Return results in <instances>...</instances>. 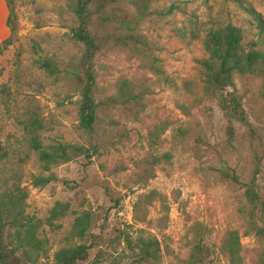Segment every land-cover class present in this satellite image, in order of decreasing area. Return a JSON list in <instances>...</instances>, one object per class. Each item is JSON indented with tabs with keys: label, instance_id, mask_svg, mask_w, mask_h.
Returning <instances> with one entry per match:
<instances>
[{
	"label": "rangeland",
	"instance_id": "obj_1",
	"mask_svg": "<svg viewBox=\"0 0 264 264\" xmlns=\"http://www.w3.org/2000/svg\"><path fill=\"white\" fill-rule=\"evenodd\" d=\"M4 1L0 44L12 41L0 53V146L6 153L0 160V191L19 182L28 194L26 214L43 222L56 203L69 205L53 227L43 223L38 230L50 261L58 250L83 244L89 248L84 264H137V250H130L119 236L125 232L135 238L143 230L158 239L160 264H182L194 243L192 228L200 225L218 264H228L218 251L227 231L238 233L244 264H254L264 250V239L246 233L251 213L264 227L261 80L235 78L234 89L226 90L238 97L245 114V122L232 120L216 101L203 96L197 61L205 57L202 41L211 29L235 26L247 44L262 38L245 9L253 8L264 22V0H161L153 5L160 10L180 3L184 9L165 21H145L138 30L160 50L161 66L177 89L159 86L137 60L112 48L107 41L121 32L104 11L96 12L89 28L98 46L93 62L96 102L115 97L121 79L149 88L139 104L100 106L90 135L78 128L80 82L64 72L55 79L35 64L52 58L63 71L79 73L83 48L72 40L77 23L68 9L76 0H11L16 25L12 37L6 25L11 6ZM30 132L37 133L43 147H82L88 156L76 154L68 163L53 166L51 173L60 181L35 189L32 177L48 173L30 148ZM168 154L169 162L164 158ZM152 156L160 160L154 177L139 183L137 175ZM250 189L259 197L255 205L246 196ZM151 191L160 194L168 208L165 228L158 223L164 215L159 201L148 208L150 224L133 221L134 204ZM85 212L91 224L80 240L72 235V226Z\"/></svg>",
	"mask_w": 264,
	"mask_h": 264
},
{
	"label": "trees",
	"instance_id": "obj_2",
	"mask_svg": "<svg viewBox=\"0 0 264 264\" xmlns=\"http://www.w3.org/2000/svg\"><path fill=\"white\" fill-rule=\"evenodd\" d=\"M159 1L161 0H76L75 3H68V9L76 18L77 23V27L71 32L72 40L83 48L82 57L77 66L79 73L70 69L63 71L60 69L59 62L52 58L38 59L35 64L55 79L64 72L67 77L76 78L80 82L78 128L83 132L89 135L94 132L97 110L100 106L139 104V100L143 98V92L149 88L147 85L140 86L136 82L121 79L117 83L115 97H110L101 103L96 102L94 96L96 76L93 62L98 46L89 31L96 12L104 11L107 21L113 23L121 32L119 37L107 41L112 48H118L129 58L137 60L140 69L151 74L159 86L177 89L175 80L167 75L161 66L158 58L160 50L138 31L142 23L152 18L165 21L179 12H184L180 3H171L160 10L155 9L153 5ZM11 3V0L7 1L9 5L7 7H11L6 25L12 37L16 32V25L13 22L15 15ZM245 10L256 23L262 38L247 44L242 30L235 26L228 24L211 29L205 33L202 41L205 57L197 61L203 96L216 101L223 108L227 118L239 122H245V114L240 101L234 93L226 92L227 89H234L235 78L254 77L261 80L264 95V22L253 8L249 7ZM11 41L8 39L0 44V53L11 44ZM35 124L40 128L38 123ZM29 144L36 153L41 169L48 173L32 177L31 186L35 189H44L60 181L55 174L51 173L53 166L68 163L73 155L88 153L82 147L65 144L43 147L36 132H30ZM93 149L94 152L97 151L96 147ZM5 157L6 153L0 146V160ZM170 157L169 154L164 156L167 162ZM159 162L158 157L152 156L150 165L137 175L138 182L146 183L152 179L154 177L153 168ZM228 178L238 182L235 175L228 174ZM246 196L252 205L259 200L257 193L252 189L247 191ZM27 198L28 194L20 187L19 182H13L10 187L0 191V264H84L87 262L89 248L83 244L58 250L50 261L46 248L47 242L38 238V230L43 223L53 227V222L67 213L69 205L56 203L43 222L26 214ZM154 201L161 203L164 215L158 223L160 228H165L168 221V208L164 203V198L155 191L138 198L133 206V221L137 224H150L147 220L148 208ZM115 203L118 204V201ZM253 216L254 213H251L246 233L253 234L261 241L264 239V227L257 225ZM90 224V215L86 212L82 213L74 220L72 235L82 240ZM137 232L135 238L128 233L120 232L119 238L125 241L130 250H137L135 254L137 264H160L161 248L158 239L151 234H145L143 230ZM192 232L195 234L194 243L188 258L182 264H218L216 258L212 257L215 255L214 250L212 251L204 243L206 229L195 225ZM218 251L228 264H244L242 245L236 231L225 233ZM254 264H264V250Z\"/></svg>",
	"mask_w": 264,
	"mask_h": 264
},
{
	"label": "crops",
	"instance_id": "obj_3",
	"mask_svg": "<svg viewBox=\"0 0 264 264\" xmlns=\"http://www.w3.org/2000/svg\"><path fill=\"white\" fill-rule=\"evenodd\" d=\"M5 6V1L4 0H0V8H3Z\"/></svg>",
	"mask_w": 264,
	"mask_h": 264
}]
</instances>
